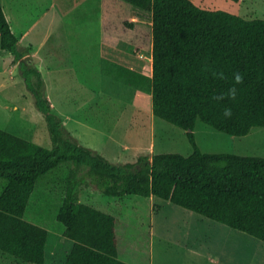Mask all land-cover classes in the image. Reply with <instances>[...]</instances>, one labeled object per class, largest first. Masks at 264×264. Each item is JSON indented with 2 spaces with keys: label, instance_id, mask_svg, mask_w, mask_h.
<instances>
[{
  "label": "trees",
  "instance_id": "16d2710c",
  "mask_svg": "<svg viewBox=\"0 0 264 264\" xmlns=\"http://www.w3.org/2000/svg\"><path fill=\"white\" fill-rule=\"evenodd\" d=\"M135 8L150 11L152 24L135 22ZM101 26L111 40L152 52V76H141L151 83L153 114L186 130L194 151L111 161L70 134L45 95L40 70L20 62L52 148L0 128V178L7 181L0 194V251L46 264L49 232L24 215L39 178L64 162L73 165L57 215L73 242L64 264H150L149 256L142 263L122 257L129 225L116 211L82 203V182L107 196L169 200L264 242V157L203 152L194 132L199 119L240 137L264 127V18L247 19L193 0H101ZM0 47L15 63L25 56L1 2ZM235 72L244 77L236 99H213L233 86ZM225 107L232 109L231 118L223 115Z\"/></svg>",
  "mask_w": 264,
  "mask_h": 264
},
{
  "label": "rangeland",
  "instance_id": "374dc122",
  "mask_svg": "<svg viewBox=\"0 0 264 264\" xmlns=\"http://www.w3.org/2000/svg\"><path fill=\"white\" fill-rule=\"evenodd\" d=\"M22 1L31 3L29 5L30 11H26L25 15L26 19L32 24V30L41 33L47 28L50 34L49 39L51 38L49 43L45 44L40 52H37L35 61L27 56L30 54L31 49L23 48L25 56L22 60L27 61L31 67H37L44 78L47 79L49 88L45 90V95L52 105L53 112L59 114L63 122L66 116L70 118L67 121L70 134L92 148H100L108 143L113 152H117L114 149L117 142L120 141L130 148L128 157H132V162H136L141 153L150 155L181 153L185 156L193 153L194 149L188 139L186 130L159 117H155V120L152 119L150 80H147L141 86V98L135 94L133 95V101L141 109L137 112L130 109V107L129 110L124 108L125 103L128 101L127 98L121 97L120 90L116 88L119 83L114 80L102 81L100 77L102 74L98 73L95 58L97 55L95 50L98 47L95 48L92 44L95 37L94 27L88 22V20L97 19V15L94 13L95 6H97L100 15V0ZM215 3L214 6L207 4L204 7L224 9L247 19L264 18V0H240L239 2L216 0ZM82 10L84 13L79 12ZM81 16H85V18L83 19ZM79 17L82 19L80 20ZM134 20L138 23L151 25L152 13L141 8H135ZM25 25L23 24V26ZM52 29H54V32L51 31ZM77 32H79L80 39L77 38ZM84 36L86 39L82 38ZM88 40L90 42H87ZM112 41L110 42L118 43L117 46L110 44L109 41H104V38L102 40V45L105 48L101 51L103 71H106L105 67L109 65V62H105L106 60L118 61V66H120V63H125V60L128 61V56L132 54L134 60H143L146 63V73L148 75L152 74L150 70L152 67L151 51L139 52L134 51L133 48L127 50L128 44L126 42L122 40ZM59 42L61 45L58 44ZM53 44L57 46H53ZM83 44H90V47H84L81 51L80 46ZM4 52L7 51H3L0 47V87L5 85V74L3 72L7 68ZM12 57H10L11 63ZM70 61L77 62L75 67L73 66L71 69L68 68ZM63 64L66 68L62 67ZM20 71V68L19 70L16 68L15 75L21 79ZM80 76L84 77V80L81 81ZM93 81L97 85L102 84V88L109 93H100L101 98L99 99L90 98L89 96L93 93H90L87 88L90 91H95L97 88V86L89 85ZM6 84L5 88L1 87L0 89V128L26 140H35V143L45 148H52L47 121L44 115L36 109L33 94L29 91L28 93L25 92V88H27L25 82L23 81L20 84L7 82ZM21 89H23L25 97H18ZM8 92H12L9 95H13V99H4ZM113 92L118 95L119 99H112ZM14 105L17 107L14 108ZM124 110H127V113ZM119 123L122 127L115 129L114 125ZM152 125L156 130V138L151 134L152 132L149 133ZM111 132L113 136L112 139H109L108 136L111 135ZM194 132L197 143L203 152L236 153L264 157V127H255L248 135L240 137L219 131L199 119ZM109 156L111 159H116L110 154ZM119 157L120 159L124 158ZM72 167L71 163L64 162L40 177L25 211V219L46 228L49 232L46 246V264H64L72 248V241L64 236L65 228L63 224L57 220L59 209L70 186ZM6 184L7 181L0 178V194ZM80 201L104 211H116L122 215L125 220L124 223L129 225L122 240L123 247L121 246V248L124 251L122 257L134 263H142L150 256L149 237L146 234L150 232L151 236V211L158 208L157 204L164 207L163 212L158 215L159 218L156 220L157 225L164 220L178 225L182 224L186 218L200 219V217L194 215L196 213L192 212L193 215L190 216L189 210L185 213L182 211V207L173 204L169 200L155 198V196L154 199H151L133 195L112 198V196L103 194L86 182L81 183ZM209 228V225L206 226L207 232H210ZM199 229L202 231L199 232L198 237L201 241L203 255L198 256V263L213 264L207 257L209 255L215 257L216 251H218L225 264H233V259L237 258L238 252L240 255L244 254L245 264H264L263 241L239 231V234L244 235L246 238L243 249L242 243L238 244L235 240L234 243L232 241L225 244L222 241L213 243L210 234L203 232L202 227ZM223 229L226 228L223 227ZM230 231L231 234H235L231 229ZM182 236L178 234L177 239ZM210 239L212 242H210ZM219 239L220 237H218ZM180 255L185 258L184 253L180 252ZM0 264L33 263L0 251Z\"/></svg>",
  "mask_w": 264,
  "mask_h": 264
},
{
  "label": "crops",
  "instance_id": "0c3cea01",
  "mask_svg": "<svg viewBox=\"0 0 264 264\" xmlns=\"http://www.w3.org/2000/svg\"><path fill=\"white\" fill-rule=\"evenodd\" d=\"M193 1L196 4L203 6V7L206 6L207 4H210L213 6H214V4H216L215 3L216 0H193ZM0 2L3 6V9L5 11L7 18H8V21L11 25L12 31L19 38L20 47L22 49L23 48L31 49L30 54L27 56H29V58L31 57L35 61V59H36L35 56L37 55V52H40L41 49L43 48V46L45 44L49 43V40L51 39V38L49 39L50 34H49L47 28L44 29L43 30L44 32H41V33L37 32L35 30H32V24L29 20L26 19L27 17L25 15L26 11H28V12L30 11L29 5L31 3H29V2L24 3L22 0H0ZM214 8H216V7H214ZM94 13L97 15V19L88 20V22L90 24H92L94 27L93 30H94L95 37L93 38L94 42L92 44L95 46V48L98 47L95 50L97 52V55L95 56V58L97 60L98 73L102 74L100 76L102 78V81L107 82V81L114 80L117 83H119V84H117L116 88H118V90H120L121 97L127 98V101H128L125 103L124 108H127L129 110V107H130V109L135 110L136 112L141 111L139 105L133 101V95L135 94L141 98V96H140L141 86L144 84L143 83L144 78L141 75L151 77L152 74L148 75L146 73V69H145L146 63L140 59L134 60L132 57V54L130 56H128L129 60L128 61L125 60L126 61L125 63H120V66H118V63H119L118 61L106 60L105 62H109V65H106V67H105L106 71H103V68H102V59L103 58L101 56V51L103 49H105L104 46L102 45L103 38H104V41L105 40L109 41L110 44H115V46H117L118 43H111L110 37L107 36L102 31V26H101V0H100V15H99V11H98L97 6H95ZM25 19H26V21H25ZM23 24H26V25L23 26ZM96 25H98V26L96 27ZM51 31L54 32V29H52ZM65 36H66V40H67V33L65 34ZM77 38L80 39L79 38V32H77ZM82 38L86 39L85 36ZM87 42H90V41L88 40ZM116 42H118V41H116ZM58 44L61 45L60 42ZM53 46H57V45L53 44ZM80 47H81L80 50L82 51L83 50L82 48L90 47V44H88V45L83 44ZM130 48H132V47L127 45V50H129ZM114 51H115V49H114ZM139 52H142V51H139ZM3 55H4L5 59L7 60V68L3 72V74H5V77H4L5 78V85L4 86L2 85L1 87L5 88L7 85L6 84L7 82H9L10 84H16V83L20 84L21 82L24 81L23 76H22V72L20 71V74H21V79H20V77H16L15 71H16V68H18V70H19L20 64L23 63L25 60H22L23 59L22 58L20 61L15 63L14 62V56L12 55V53L4 52ZM10 57L13 58L12 63L10 62ZM76 63L77 62H75V61H70L68 68L71 69L73 66L75 67ZM62 67L66 68L65 64H63ZM150 70L152 72V67L150 68ZM133 76H135L136 78ZM43 79L45 81V84H47V86H46V90H47L49 88V84L47 82V79L44 78V76H43ZM20 80H21V82H20ZM80 80L81 81L84 80V77L80 76ZM146 82L147 81H145V83ZM89 85L97 86L95 91H90L86 87L90 93L91 92L93 93V95L89 96L90 98L99 99V98H101L100 93H102V94L103 93H106V94L109 93L104 88H102V84L97 85L93 81ZM1 87H0V89H1ZM25 89H26L25 92L28 93L29 90L27 88H25ZM11 93L12 92H8V94L5 95L6 97H4V99H6V100L7 99H13V95H9ZM24 95L25 94H23V89H21L20 93H18V97H21V96L25 97ZM109 97H110V95H109ZM112 99H119L118 95L114 92H113ZM16 107L17 106L14 105V108H16ZM124 112L127 113V110H124ZM151 115H152V119L155 120L154 114H151ZM121 118H123V117H121ZM69 119L70 118L68 116H66L64 124H65V127L67 128V130L70 132V130L67 127V121H69ZM114 127H115V129H118L119 127H122V125H121V123H119V124L114 125ZM146 127H147V125H146ZM150 132H152L151 134L156 138V130L153 127V125L149 129V133ZM112 134L113 133L111 132V135L108 136L109 139H112V136H113ZM35 138H37V137H35ZM32 141L35 142V140H32ZM93 148L102 152L111 161H114V162H132V159H131L132 157H128L129 156L128 152H129L130 148L120 141L117 142L116 147L114 149L117 152H113V150H111L109 148L108 143L106 145H103L100 148H95V147H93ZM109 154L111 156L116 157V159H111ZM119 156H122L124 158L120 159ZM112 198H116V197H112ZM149 198L154 199V196L149 197ZM157 205H158V208L156 210L151 211L152 231H151V236L149 238V251H150L149 262H150V264H200V263H198V256L199 255L202 256L203 254H202L201 241H200V238L198 237L199 232H202V231L199 228L202 227L203 232H207L206 226H208V225L210 226V228H209L210 232H207V233L210 234V236H211L210 238L213 239V243H218L221 241L223 242V244L231 242V241L234 243V240H235L238 244L242 243L241 245H242L243 249L245 247L246 238L244 235L239 234L240 233L239 230L233 229V228H231L225 224L224 225L220 224V223L216 222L215 220L213 221L212 219L206 218L203 215L196 213L194 211H191L189 209H186L182 206H180L183 209L182 211L187 213V211L189 210L188 212H190V214H189L190 216H192L193 213H196L194 215L200 217V219L195 220L193 218H190V219L186 218L182 222V224H178V225L172 224L168 220H164V221L160 222L159 225H157L156 220L159 218L158 215L160 213H162L164 210V207H162L160 204H157ZM223 227L226 228L227 230L223 229ZM230 229L232 231H234L235 234H231ZM178 234H181L183 236L180 239H177ZM218 237H220L219 240H218ZM210 242H212L211 239H210ZM234 248L236 249L235 246H234ZM180 252L185 254V258H183L180 255ZM242 255H240V253L238 252L237 258L233 259V264H240V263L245 264L244 254H242ZM207 259L213 264H225L222 256L220 255V253L218 251H216L215 257L212 255H209L207 257ZM46 260H47V248H46ZM235 261H237V263H235Z\"/></svg>",
  "mask_w": 264,
  "mask_h": 264
},
{
  "label": "clouds",
  "instance_id": "9594fccd",
  "mask_svg": "<svg viewBox=\"0 0 264 264\" xmlns=\"http://www.w3.org/2000/svg\"><path fill=\"white\" fill-rule=\"evenodd\" d=\"M219 75L220 78H224L222 73ZM233 80H234V84L232 87H230L226 92L214 96L213 99L217 101H223L225 98H228L230 100H235L238 95V88L236 87V85L242 84L244 82V77L240 72H235L233 74ZM223 115L226 118H231V116L233 115L232 109L230 107H225L223 111Z\"/></svg>",
  "mask_w": 264,
  "mask_h": 264
},
{
  "label": "bare ground",
  "instance_id": "6f19581e",
  "mask_svg": "<svg viewBox=\"0 0 264 264\" xmlns=\"http://www.w3.org/2000/svg\"><path fill=\"white\" fill-rule=\"evenodd\" d=\"M79 12H83V13H84L83 10H82V11H79ZM76 13H77V12H76ZM83 13H82V14H83ZM79 15H80V14H79ZM83 15H84V14H83ZM73 16H74V15H73ZM81 17H82L83 19L85 18V16H81ZM79 18H80V17H79ZM82 18H80V20H81ZM67 22H68V21H67ZM67 22H66V23H67ZM72 27H73V26H72ZM73 29H74V28H73ZM71 30H72V28H71ZM72 31H73V30H72Z\"/></svg>",
  "mask_w": 264,
  "mask_h": 264
}]
</instances>
